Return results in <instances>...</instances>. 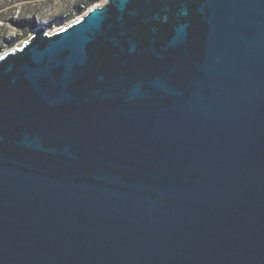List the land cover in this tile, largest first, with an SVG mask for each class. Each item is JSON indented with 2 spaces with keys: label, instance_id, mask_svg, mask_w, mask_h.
<instances>
[{
  "label": "water",
  "instance_id": "95a60500",
  "mask_svg": "<svg viewBox=\"0 0 264 264\" xmlns=\"http://www.w3.org/2000/svg\"><path fill=\"white\" fill-rule=\"evenodd\" d=\"M0 57V264H264V0H106Z\"/></svg>",
  "mask_w": 264,
  "mask_h": 264
},
{
  "label": "rangeland",
  "instance_id": "374dc122",
  "mask_svg": "<svg viewBox=\"0 0 264 264\" xmlns=\"http://www.w3.org/2000/svg\"><path fill=\"white\" fill-rule=\"evenodd\" d=\"M106 0H0V53L18 45L25 36L14 41L18 33L14 20L41 23L53 31L82 16L92 5L103 4ZM14 41L12 45L10 42Z\"/></svg>",
  "mask_w": 264,
  "mask_h": 264
},
{
  "label": "trees",
  "instance_id": "16d2710c",
  "mask_svg": "<svg viewBox=\"0 0 264 264\" xmlns=\"http://www.w3.org/2000/svg\"><path fill=\"white\" fill-rule=\"evenodd\" d=\"M13 23L18 33L17 37L13 39L14 41H17L21 36H26L35 26L34 21L26 20L24 17L14 20ZM14 41H11L10 45H12Z\"/></svg>",
  "mask_w": 264,
  "mask_h": 264
},
{
  "label": "snow or ice",
  "instance_id": "6c2138e0",
  "mask_svg": "<svg viewBox=\"0 0 264 264\" xmlns=\"http://www.w3.org/2000/svg\"><path fill=\"white\" fill-rule=\"evenodd\" d=\"M0 59H2V57H0Z\"/></svg>",
  "mask_w": 264,
  "mask_h": 264
}]
</instances>
